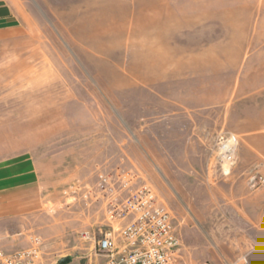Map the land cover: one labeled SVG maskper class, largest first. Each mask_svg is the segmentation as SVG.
<instances>
[{"label": "rangeland", "instance_id": "1", "mask_svg": "<svg viewBox=\"0 0 264 264\" xmlns=\"http://www.w3.org/2000/svg\"><path fill=\"white\" fill-rule=\"evenodd\" d=\"M262 87L264 0H0V249L97 264L146 186L183 263L264 264Z\"/></svg>", "mask_w": 264, "mask_h": 264}, {"label": "built area", "instance_id": "2", "mask_svg": "<svg viewBox=\"0 0 264 264\" xmlns=\"http://www.w3.org/2000/svg\"><path fill=\"white\" fill-rule=\"evenodd\" d=\"M228 153L231 148L228 147ZM253 183L264 185V177L255 176ZM123 209L115 204L111 217L130 216L125 224L111 227L94 237L95 254L102 258L97 264H185L181 256V240L176 233L168 211L156 204L152 192L140 187L127 197ZM32 244L23 249L5 252L0 249V264H40L41 241L32 238ZM193 264H212L203 260ZM224 264H249L245 257Z\"/></svg>", "mask_w": 264, "mask_h": 264}, {"label": "crops", "instance_id": "3", "mask_svg": "<svg viewBox=\"0 0 264 264\" xmlns=\"http://www.w3.org/2000/svg\"><path fill=\"white\" fill-rule=\"evenodd\" d=\"M262 90H264V87H262ZM256 109L257 112L253 115V118L250 122V135L249 138H247V146L250 151L248 152L249 156L247 157H250L251 159L250 172H257L264 175V96L257 104ZM3 194L4 197L0 198V219L18 215L20 213V204H18L16 201L14 202L13 199H10L6 190ZM260 202L262 201L259 200L258 203L260 204ZM262 205H264V203H262ZM1 237L2 236L0 235V238Z\"/></svg>", "mask_w": 264, "mask_h": 264}, {"label": "water", "instance_id": "4", "mask_svg": "<svg viewBox=\"0 0 264 264\" xmlns=\"http://www.w3.org/2000/svg\"><path fill=\"white\" fill-rule=\"evenodd\" d=\"M70 261L69 257H62L60 258L56 264H67Z\"/></svg>", "mask_w": 264, "mask_h": 264}, {"label": "bare ground", "instance_id": "5", "mask_svg": "<svg viewBox=\"0 0 264 264\" xmlns=\"http://www.w3.org/2000/svg\"><path fill=\"white\" fill-rule=\"evenodd\" d=\"M145 20V19H144ZM140 23V22H139ZM142 23V22H141ZM151 23V22H150ZM155 64H156V62H155ZM158 66V65H157Z\"/></svg>", "mask_w": 264, "mask_h": 264}]
</instances>
